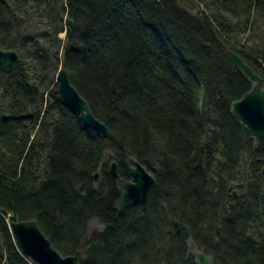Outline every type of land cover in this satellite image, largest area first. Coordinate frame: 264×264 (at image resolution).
<instances>
[{"label":"trees","instance_id":"16d2710c","mask_svg":"<svg viewBox=\"0 0 264 264\" xmlns=\"http://www.w3.org/2000/svg\"><path fill=\"white\" fill-rule=\"evenodd\" d=\"M0 50L18 54L0 73V264H34L14 221L79 264H197L189 241L264 264V137L232 113L253 84L226 55L264 86V0H0ZM60 69L106 139L59 104ZM135 163L155 186L118 216Z\"/></svg>","mask_w":264,"mask_h":264},{"label":"water","instance_id":"95a60500","mask_svg":"<svg viewBox=\"0 0 264 264\" xmlns=\"http://www.w3.org/2000/svg\"><path fill=\"white\" fill-rule=\"evenodd\" d=\"M67 25H71V22L68 21ZM65 32V28L60 29V33L65 34ZM226 55L228 60L241 70L253 84L251 91L233 103L232 113L247 128L251 137L258 140L264 137L263 82L239 56L230 51H227ZM17 62L18 54L16 52L0 50V73L8 74L12 72ZM55 80L59 104L72 114L79 116L86 129L96 136L106 139L109 135L107 128L93 117L85 100L70 84L64 69H60L57 72ZM129 173L131 181L122 186L123 193L117 210L118 216L123 215L128 208L145 202L155 186L154 178L138 163L133 165ZM110 174L114 179H117L116 165L114 163L110 166ZM231 190L232 187L228 189L229 192ZM229 196L234 200L237 194L233 192ZM175 226L178 229L177 223ZM9 230L19 252L34 264H79V252L73 256H62L52 247L34 221L11 222L9 223ZM195 259L197 264H208L207 258L202 253H198Z\"/></svg>","mask_w":264,"mask_h":264},{"label":"rangeland","instance_id":"374dc122","mask_svg":"<svg viewBox=\"0 0 264 264\" xmlns=\"http://www.w3.org/2000/svg\"><path fill=\"white\" fill-rule=\"evenodd\" d=\"M64 36H65V34H63V33H60V38H64ZM56 78V77H55ZM263 89H264V86H263ZM229 193H231L232 194V190L229 192ZM230 194V195H231ZM102 230V227H101V225H99L98 223H97V221H91L90 223H89V225H88V231L89 232H92V231H101ZM187 246H188V250H189V253L191 254V255H193L195 258H196V256H197V254H198V251L196 250V248L194 247V245L189 241L188 243H187ZM207 262H208V264H209V261L207 260Z\"/></svg>","mask_w":264,"mask_h":264}]
</instances>
